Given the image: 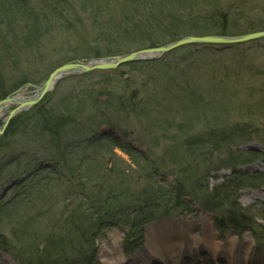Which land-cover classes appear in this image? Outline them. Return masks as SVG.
Listing matches in <instances>:
<instances>
[{"label": "rangeland", "instance_id": "374dc122", "mask_svg": "<svg viewBox=\"0 0 264 264\" xmlns=\"http://www.w3.org/2000/svg\"><path fill=\"white\" fill-rule=\"evenodd\" d=\"M90 3L27 0L23 9L31 8V19L23 12L9 28L0 25V90L11 89L6 96L24 82L41 83L63 61L87 62L98 58L96 53L107 57L159 46L173 35L221 34L214 27L219 11L226 15L225 35L264 27V0ZM17 94L27 98L34 91L29 87ZM14 107L0 110V127ZM11 121V134L5 136L7 125L0 135V198L9 201L0 216V233L20 258L29 257L27 249L37 240L77 237L79 242L81 235L94 236L93 246L79 242L85 254L70 255L66 264H111L117 257L125 264H141L147 255L152 264H170L146 251L150 233L159 236L171 227L183 233L190 222L201 244V220L207 217L218 240L232 235L239 242L248 234L253 241L250 263L264 260V38L187 44L159 59L72 74ZM232 164L238 165L236 175ZM176 182L185 183L187 193L175 206ZM167 185L171 193L164 189ZM216 186L226 188L214 199ZM163 192L168 201L154 199ZM149 199L161 214L171 209L175 216L129 231L126 220H134L139 207L150 206ZM93 211L113 216L96 227ZM175 238L164 245H174ZM186 238L178 239L188 255L185 262H191ZM0 264L18 262L0 250Z\"/></svg>", "mask_w": 264, "mask_h": 264}, {"label": "trees", "instance_id": "16d2710c", "mask_svg": "<svg viewBox=\"0 0 264 264\" xmlns=\"http://www.w3.org/2000/svg\"><path fill=\"white\" fill-rule=\"evenodd\" d=\"M96 0H90V4L94 3ZM134 1V4L135 5H139L141 3V6H145V3H144V0H133ZM148 2L150 0H147ZM26 2L27 0H0V25L3 24L4 26L6 25V27H10V24H11V20L13 21L12 24L15 23L17 17L22 14L24 11L23 8L24 5H26ZM138 2V3H137ZM30 4L28 3L27 6H29ZM39 7V6H38ZM193 8V7H192ZM14 9V13H15V18H11V11H13ZM31 9V8H29ZM28 7L26 9V15L28 17V19H31L32 16L34 15L31 10H29ZM219 18L218 20H215V24L216 26L215 27V31L217 33H221V34H225V29H226V22L224 20H226V15H225V12H221L219 11L218 14ZM28 21H25L23 23V27L27 28L29 27L27 25ZM211 27H213V24H211L210 26H207L208 29H210ZM260 30H264V27H258ZM6 36H2L3 39H5ZM113 37H116V33H114V35H109V37L107 36L106 40L111 41L113 40ZM175 38H178L176 35H173L171 39L169 40H173ZM168 41V40H167ZM14 45L18 44V42H12ZM22 43V42H21ZM10 45V47H12V45ZM153 46V45H152ZM97 57L99 56H102V54H99V53H96V54H93ZM65 63V61H63ZM0 83H1V80H0ZM25 83V82H24ZM11 90V89H10ZM10 90H0V99L5 97L6 96V93H8ZM38 106H40L39 104L34 108L32 109L30 112L34 111L35 109L38 108ZM30 112H27V113H30ZM22 115V114H21ZM19 117V116H18ZM56 118V116H55ZM64 117H61L60 119H62V121L65 123L64 121ZM52 119V118H51ZM61 122V121H60ZM62 123V122H61ZM13 125V121H11L8 126H7V129L5 130V136H9V134H11V127ZM43 127L44 128H47L46 124L44 123L43 124ZM4 136V137H5ZM126 152V151H125ZM129 154V152H127ZM238 164V163H237ZM237 164H232V166L230 167L231 168V173L234 175H236V166H238ZM236 165V166H235ZM186 168L185 170L187 172L190 171V169ZM57 170V169H56ZM147 171V170H146ZM145 171V172H146ZM57 172V171H56ZM253 178H256V177H251V179ZM233 180V178H232ZM188 181V180H187ZM177 183V182H176ZM174 183L173 184V190H174V194H175V198H176V201L177 203L175 204V206L179 203V197L182 196L184 193H187V190L184 189L186 187V184L185 183H182V182H179V184L177 183ZM158 187L161 183H156ZM168 188H165V190H168L167 193H169L170 191H172L170 189V186L167 185ZM195 186L197 187L198 190L202 189V186L199 185V184H195ZM163 187V186H162ZM176 188V190H175ZM225 190L226 186H223V187H218L217 186L214 188V192L212 194V197H214V199H216V197H219L218 196V191L220 189H223ZM237 188H235L236 190ZM161 191L160 190H157L155 194H157V192ZM146 194H150V191L149 190H145L144 191ZM171 193V192H170ZM173 193V192H172ZM203 194V193H202ZM168 194H166V197H167ZM156 195H154V199L158 200V201H168V200H165V192H163V197L161 196H158L155 197ZM169 198V196L167 197ZM152 199L148 202H152V204H150V206H147V207H139L138 210L134 213L135 214V219L134 220H131V218L126 221L129 222V224H131V228L129 229L132 230V229H135L138 227V224L140 223H146V222H149L150 220L152 219H155V218H159V217H173L175 216L172 212H171V209L170 211H167V209H164V213L161 214L160 211L158 210V206L156 207L155 204V200ZM219 199H222V198H219ZM146 202H143V204H146ZM9 204V201H5V196L0 198V216L2 214V211H5L6 212V208H7V205ZM206 205V204H205ZM203 205V206H205ZM154 209V211L152 213H150V211ZM159 211L158 213L155 211ZM186 210L189 211L190 209L186 207ZM177 211V210H176ZM110 212V211H109ZM107 212V211H103V212H100V211H96L94 213V211L92 212V216H91V220H95L97 221V223H94L96 225V227H99V225L103 222H106L107 218H109L110 216H113L112 212ZM178 214H182L181 211H177V215ZM105 220V221H103ZM230 223H232L233 221H229ZM79 231H82V229H78ZM94 231H96L97 229L94 228L93 229ZM79 231H75L77 232L76 234L80 233ZM12 236H15L14 234H11ZM79 236V235H77ZM8 237V236H7ZM16 237V236H15ZM13 237V238H15ZM79 237H83V240L79 241V242H84L86 244H90V248L91 246H93V241H94V236H89V238H85L87 236H79ZM18 238V237H17ZM21 240L25 241V237H20ZM59 240V239H58ZM10 240L9 238L7 239L6 238V235L0 233V250L6 254H9L11 255L14 259H16V261L18 262V264H66V260L69 261V259L71 258L70 255H73L74 253H78V255H83L85 254L84 253V250L79 246V242L75 241V240H59V241H54L50 239V241H46V242H41L39 243V241H35L34 243L30 244V249L32 250H29L27 249L28 251H31V254L29 255V257H25V256H22L20 258V253H16L15 251H12L11 249V246H10ZM68 244H71V245H68ZM73 245V246H72ZM72 246V247H71ZM78 249V250H77ZM81 253V254H79ZM58 257L56 260L54 258ZM71 264V263H69Z\"/></svg>", "mask_w": 264, "mask_h": 264}, {"label": "water", "instance_id": "95a60500", "mask_svg": "<svg viewBox=\"0 0 264 264\" xmlns=\"http://www.w3.org/2000/svg\"><path fill=\"white\" fill-rule=\"evenodd\" d=\"M259 38H264V30L253 31L239 35L212 34L203 36H183L159 46L143 48L125 54L90 59L87 62H66L50 72L45 80L40 84L35 85L26 83L19 87L16 91L10 93L8 96L0 100V110L9 104H16V107H14L5 115V121L0 127V135L4 132L11 117L19 112L25 111L35 106L48 91L52 90V88L55 86V83L63 77H67L72 74H84L96 69H111L120 64L128 62L159 59L167 52L187 44H235ZM26 87L33 88L34 94L27 98L19 96L17 92L19 90L25 89Z\"/></svg>", "mask_w": 264, "mask_h": 264}, {"label": "bare ground", "instance_id": "6f19581e", "mask_svg": "<svg viewBox=\"0 0 264 264\" xmlns=\"http://www.w3.org/2000/svg\"><path fill=\"white\" fill-rule=\"evenodd\" d=\"M184 227L185 230L183 233H179L178 228L175 227H171L170 231L168 229L162 230L159 236L150 233L149 240L148 238L146 240V242H148L146 251H150L149 249H151L152 252L150 253L154 254L157 259L164 263H166V259H168L167 263L169 262L170 264H251L250 243L253 241L248 234H245V237L239 242H237V237L232 235L227 236L225 240H218L214 235L212 223L208 222L206 217L205 220H201L200 228L203 231V237L202 243L199 244L200 242L196 239L197 234L191 233L190 222L184 224ZM148 234L149 232L147 235ZM175 236L177 237L175 238L177 241H175L174 245L166 247L164 243H167L168 238ZM181 236L187 237L185 241L187 245H185V248L190 253H193L194 257L191 259V262H185L188 255L182 249V240L178 239L181 238ZM74 240L78 242L77 237ZM236 248L238 249L235 250ZM238 252H240V254ZM112 261L111 264H125L123 261L119 260L118 257L116 260L113 258ZM132 264L136 263L133 262ZM141 264H152L148 255L142 260ZM254 264H256V262ZM260 264H264V260H262Z\"/></svg>", "mask_w": 264, "mask_h": 264}]
</instances>
